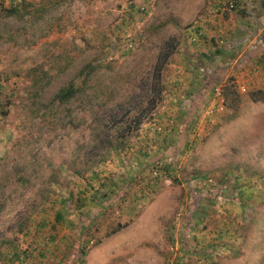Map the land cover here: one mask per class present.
<instances>
[{
  "label": "rangeland",
  "instance_id": "374dc122",
  "mask_svg": "<svg viewBox=\"0 0 264 264\" xmlns=\"http://www.w3.org/2000/svg\"><path fill=\"white\" fill-rule=\"evenodd\" d=\"M225 1L0 0V264H264V0ZM88 63L103 89L138 73L115 112L164 65L156 110L90 168L101 111L46 106Z\"/></svg>",
  "mask_w": 264,
  "mask_h": 264
},
{
  "label": "trees",
  "instance_id": "16d2710c",
  "mask_svg": "<svg viewBox=\"0 0 264 264\" xmlns=\"http://www.w3.org/2000/svg\"><path fill=\"white\" fill-rule=\"evenodd\" d=\"M49 1L61 2L65 0ZM20 9H23L22 3L19 7L17 5V7L10 8L7 14L8 16L14 15ZM100 66L98 63L97 65L94 63L86 64L68 83L57 90L46 105L48 110H55L54 116H57L59 111L69 110V107L77 103L80 104L82 110L88 107L92 110L96 106V109L101 111L92 123L90 141L77 148L79 153L92 149L87 155L88 157L85 158L88 168L104 162L111 152L121 151L126 147L128 137L137 131L145 117L150 116L156 110L164 90L161 76V72L164 70L163 65L156 68L152 76L147 75L145 81L141 80V91L145 92V95L129 98V100L132 99V101L130 100V108L124 112H115V86L127 82L131 76L136 78L138 73L133 69L126 74L115 75L109 82L111 83L110 88L106 86L103 89L102 82L98 79ZM121 79L123 80L120 82ZM223 96L231 104L234 103L229 107L236 109L234 108L238 100L236 91L225 88ZM73 173L80 176L82 169H74ZM56 219L59 221V214L56 215ZM25 222L24 219L23 222L19 223L20 229L18 231H21Z\"/></svg>",
  "mask_w": 264,
  "mask_h": 264
},
{
  "label": "built area",
  "instance_id": "2783aa9c",
  "mask_svg": "<svg viewBox=\"0 0 264 264\" xmlns=\"http://www.w3.org/2000/svg\"><path fill=\"white\" fill-rule=\"evenodd\" d=\"M242 0H227L221 4L218 5L217 11H222V12H236L241 8ZM200 36V33L194 36L193 40L194 42L197 41L198 37ZM222 43V40L219 41ZM224 109V105L221 102L220 106L218 107L219 111H222ZM213 111L210 110L209 113H212Z\"/></svg>",
  "mask_w": 264,
  "mask_h": 264
},
{
  "label": "crops",
  "instance_id": "0c3cea01",
  "mask_svg": "<svg viewBox=\"0 0 264 264\" xmlns=\"http://www.w3.org/2000/svg\"><path fill=\"white\" fill-rule=\"evenodd\" d=\"M251 1L254 2V0H251ZM200 51H203L202 48H201L200 50H198V52H200ZM197 54H198V53H196L194 56H197V59H199V56H198Z\"/></svg>",
  "mask_w": 264,
  "mask_h": 264
}]
</instances>
